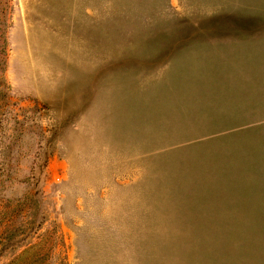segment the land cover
<instances>
[{"label":"rangeland","instance_id":"obj_1","mask_svg":"<svg viewBox=\"0 0 264 264\" xmlns=\"http://www.w3.org/2000/svg\"><path fill=\"white\" fill-rule=\"evenodd\" d=\"M0 264H264V0H0Z\"/></svg>","mask_w":264,"mask_h":264}]
</instances>
